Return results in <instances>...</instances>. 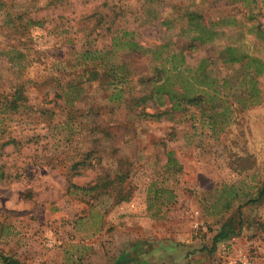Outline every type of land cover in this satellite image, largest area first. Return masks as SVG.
I'll return each mask as SVG.
<instances>
[{"label": "rangeland", "instance_id": "rangeland-1", "mask_svg": "<svg viewBox=\"0 0 264 264\" xmlns=\"http://www.w3.org/2000/svg\"><path fill=\"white\" fill-rule=\"evenodd\" d=\"M0 1V255L27 264H264V73L260 102L245 106L243 64L220 60L233 46L264 61V0ZM189 11L217 27L192 51ZM9 12L43 25L17 35ZM122 29L159 55L111 51ZM89 49L109 50L106 67L82 57ZM181 50L183 67L209 57L217 76L231 77V122L216 135L166 104L147 100L158 118L133 106L141 81L165 75L164 56ZM120 64L124 79L104 75ZM73 81L82 92L66 105ZM20 83L26 100L9 111ZM116 84L121 102L109 98ZM72 182L85 189L73 193ZM222 228L230 236L213 248Z\"/></svg>", "mask_w": 264, "mask_h": 264}, {"label": "trees", "instance_id": "trees-1", "mask_svg": "<svg viewBox=\"0 0 264 264\" xmlns=\"http://www.w3.org/2000/svg\"><path fill=\"white\" fill-rule=\"evenodd\" d=\"M253 4H258V0H252ZM250 5L251 1H247ZM5 7V3L0 1V10ZM188 15V27L189 30H192L196 35L192 39L190 44V50L192 51L193 47H196L200 42L205 44L207 42L214 41L217 34L216 23L206 22L197 12L189 11ZM9 17V28L10 30L21 36H26L27 32L35 26H42L43 20H38L34 16H30L27 12L14 14L7 13ZM231 19L227 17L226 21ZM19 20V22L17 21ZM235 21V20H233ZM258 33L261 37L264 38V29L257 27ZM121 34H116L112 37V48L110 49L119 51V52H133L137 56L140 54H145L153 51L154 54L159 55L161 49L145 48L139 43L135 38L134 31H128L125 29L121 30ZM198 41V43H197ZM86 50L81 55L85 60L95 61L100 60L99 67L103 65L106 67L105 56L108 54L109 50ZM188 53L185 50L179 52H168L163 60L164 62L171 63V67L166 69L165 75L159 73L154 78H149L146 83L144 80L141 81V89L137 96H135L133 102L134 108L137 110L138 116L146 117H160V112L150 113L145 109V104L147 100H154L156 102L155 106H158L160 109L163 104H166L165 111H182L185 114V117H188V120L197 121L200 120L203 125L208 126L211 132L216 135L220 131H223L225 127L231 122V111L232 108L229 104H226L224 101L227 99V89L231 83V77H219L216 75L213 68L210 69L209 57L203 58L197 66L183 67L186 56ZM21 56H23L21 54ZM220 60L226 64H243L244 74L239 76L237 79L241 80L240 84H247V90L245 91V97L241 102L245 106L255 105L260 102V90L258 88V76L264 73V61L256 56L245 54L241 48L229 46L222 54ZM23 60L17 59L18 65L24 67L25 64ZM124 64L115 66V70L109 69L108 73H104L109 77H113L114 81L125 78V73L123 70ZM103 70V69H102ZM120 70V72H118ZM97 71V70H94ZM104 71V70H103ZM114 73V74H113ZM96 75H100L99 72H95ZM24 83H20L12 92L11 99L8 100L6 105H8L9 111H18L23 106V101L26 100L24 94ZM116 90L111 91L109 96L111 101L121 102L125 95V89L119 87L116 84ZM68 89L64 92L65 104H73L80 96L82 88H80L79 83L74 81L68 83ZM222 102V103H220ZM159 111V110H158ZM169 161H174L172 153H169ZM172 164V163H171ZM107 184H105L106 186ZM69 188L72 189L73 193L85 189L83 186H78L75 183H71ZM90 189H96L97 185L89 187ZM233 191V190H232ZM231 191L230 194H233ZM235 197H238V194H233ZM264 195V189L261 191L260 196ZM259 196V197H260ZM123 199V198H121ZM237 199V198H236ZM250 202L258 201L255 199H250ZM232 201L227 199L225 204L226 208L231 206ZM231 230L227 228H222L221 231L213 239L212 247L215 248L216 245L227 239L230 236ZM182 244H177V248H181ZM175 248V249H177ZM166 249V248H164ZM204 248L201 249L203 251ZM133 260L134 259H130ZM0 262L2 264H27L20 261L19 259L8 256L0 255ZM136 262V261H135ZM143 262V260H142ZM119 264L120 261L118 262ZM145 263V262H144ZM173 263V260H172Z\"/></svg>", "mask_w": 264, "mask_h": 264}]
</instances>
